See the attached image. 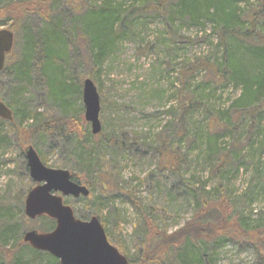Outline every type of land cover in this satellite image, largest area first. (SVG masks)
<instances>
[{"label": "rangeland", "instance_id": "1", "mask_svg": "<svg viewBox=\"0 0 264 264\" xmlns=\"http://www.w3.org/2000/svg\"><path fill=\"white\" fill-rule=\"evenodd\" d=\"M158 1L117 0L124 4L121 18L129 17L130 31L114 42L101 68H92L80 36L86 33L87 46L96 44L97 38L91 35L93 15L88 10L99 6L103 0H48L47 6L43 0H0V30H10L9 27L15 25L12 62L0 76V98H10L12 69L22 54L25 34L42 33L38 42L43 50V31L54 25L56 33L50 34L47 56L62 57L59 63L65 77L76 79L80 94H76L77 84H65L62 71L55 67V75L46 86L47 94L42 76L34 73L32 85L22 94L16 108L22 104L42 117L43 113H49L56 118L61 115L60 109L72 107L80 116L78 127L91 134L90 125L84 120L81 100L82 83L88 78L100 98V132L121 136L125 143L136 139L134 144L138 151L135 152L136 148L123 153L108 148L99 151L104 160L101 169H106L111 178L108 193L104 194L97 184L96 173L90 177L84 173L78 182L86 186L88 180L94 185L93 189L86 186L89 197L64 199L78 213L95 212L99 221H104L112 245L123 247L132 264L142 261L140 242L143 232H135L141 215L127 198L131 190L145 216L153 213L150 223L155 225L157 232L163 229L172 233L182 227L193 217L201 200L211 204L224 201L227 214L241 228L251 230L264 225V106L259 112L252 111L264 102V98L259 97L255 102L243 98L242 85H236L229 77L231 74L244 75V78L259 75V61L251 53L253 46L230 35L225 36L223 46L220 43L223 24L219 19L205 15L203 11L198 13L196 21H190V16L171 19L177 0L164 9L150 11ZM7 3L13 5L5 13L2 9ZM262 6L264 0H237L234 8L240 23L230 29L250 30V15ZM143 8L149 10L142 11ZM46 9L52 12L49 21L42 15ZM131 10L135 11L130 14ZM12 12L19 19L9 17ZM174 12L173 16H176ZM263 34L264 19H259L255 22L253 35L255 38L262 36L264 41ZM39 43L34 46L35 53ZM225 48L233 58L234 68H226V76L220 80L213 71L215 68L222 70ZM31 58L35 64L39 63L38 56ZM50 70L48 66L49 75ZM187 102L192 109L182 117V108ZM228 120L227 132L222 127ZM213 124H219L221 128L215 130ZM0 128V213L5 217H1V223L16 224L22 231L21 237L28 231L49 232L51 230H45L50 226L49 222L43 217L29 220L18 215V212L24 214L26 191L34 186L24 171L25 160L20 151L32 146L41 162L46 161L47 167L79 174L71 151L61 149L56 139L43 135L34 142L18 145L6 122ZM162 139L166 148L169 145L178 149L182 160L178 175L170 174L169 169H161L175 164L169 155L158 153ZM221 160L226 163L216 174L215 168ZM118 180L119 185L113 184ZM188 181L192 188L201 192L187 189L185 182ZM118 186L123 189L121 193L116 192ZM161 208L163 211L160 212ZM8 212L12 216H8ZM189 249L193 247L190 245ZM22 250L23 262L31 261L32 249L24 246ZM255 250L249 241L240 238L201 247L203 254H211L213 264H257ZM42 264H46V260Z\"/></svg>", "mask_w": 264, "mask_h": 264}, {"label": "trees", "instance_id": "2", "mask_svg": "<svg viewBox=\"0 0 264 264\" xmlns=\"http://www.w3.org/2000/svg\"><path fill=\"white\" fill-rule=\"evenodd\" d=\"M48 0H43V2L47 6ZM237 0H177L176 10L172 11L171 19L177 17L179 19H183L184 17H191L190 21H196L199 17V12L203 11L205 15L216 17L220 20V23L223 26L220 29L221 38L220 43L224 45V38L227 35L231 37H238L240 40H245L249 42L253 46V51L251 52L254 57H256L260 64V72L259 75L253 78H244V75H232L229 76L230 79H234L236 85L239 83L242 85L243 90V98H248L252 102L254 100H258L259 97L264 98V41L262 36L253 35V31L255 30V22L259 19H264V7H260L257 11H253L250 15V30L241 32L238 29L231 30L230 28L236 23H240L239 15L234 8ZM173 0H159L157 6L151 7L152 4H146V6H150L151 9L159 10L164 9L165 7L170 5ZM13 4L7 3L3 7V11L8 13L10 10V6ZM124 4L117 2V0H103V2L94 8H89L88 10L90 14L93 15V20L91 22L93 28V37L97 38L96 44L86 45L87 35L83 32L80 37H82L83 46L87 51V59L90 61L92 68H101L102 63L107 56V54L111 51L114 42L123 39L127 33L130 31L131 23L129 21V17L121 18L122 16V7ZM167 5V6H166ZM148 8H143L142 11H148ZM24 11V10H22ZM135 10H131L130 14H132ZM27 12V11H25ZM173 12L176 16H173ZM52 12H49L47 9L43 11V17L47 21L50 20ZM9 14V17H13L14 19H19L18 15ZM170 19V18H169ZM246 23V22H243ZM249 23V22H248ZM14 26L11 25L10 31L14 34ZM13 30V31H12ZM56 33V28L54 25L51 26L50 29L43 31V50L42 45L38 42L41 34H34L32 32H27L24 36V43L22 47V54L19 57L18 61L14 62V67L12 69V84L13 88L10 91L9 100H5L0 98L1 101L9 108L12 112V121L6 122L12 129L15 137V141L18 145L25 144L27 142L36 141L41 135L49 136L52 139H56L57 143H60V148L63 150H70L71 156L73 157V163L77 168L76 171L79 173H71L73 181L78 182L81 174H86L87 177H90L97 174V184L100 186L102 192L104 194L108 193V187L111 184V178L108 175L109 172L102 170L101 164L104 162L103 157L99 156V151L101 149L108 148L110 150H115L118 152L125 151H138V148L134 144L136 139L129 143H125L124 139L121 136H117L114 133L105 134L100 132L96 137L91 135L89 131L86 129L81 131L78 127L77 119L80 117L77 114V110L71 108L68 109H60V113L58 117L54 118L51 114L43 113V117L41 114L37 113L35 110H29L28 107L23 106L22 104L16 108V104L19 105L20 97L22 94L30 88L32 85V76L34 73H39L42 76V81L44 83V93L47 94V84L51 76L55 75L56 69L55 67H59L64 76L63 80L65 84H75L76 79H69L65 77V73L63 71L62 66L59 61L62 57L59 56H51L47 55V46L51 43L50 34ZM47 34V37L45 36ZM264 35V34H263ZM91 37V36H90ZM26 39V40H25ZM58 41V39H55ZM39 43V50L35 53V45ZM67 45V44H66ZM64 46V50L65 47ZM14 48V47H13ZM106 48V51L103 52V49ZM13 50V49H12ZM43 51V57L42 56ZM103 52V54H102ZM38 56V64H35L32 60V56ZM12 51L7 54L6 61L4 65V69L0 72V76L8 70V65L12 62ZM83 63V62H82ZM51 64V65H50ZM222 70L220 68H215L214 74L216 78L222 80L226 76L227 70L233 66V58L228 53L227 49H224L223 58H222ZM50 66V75L47 73L46 69ZM239 74V73H238ZM222 77V78H221ZM233 80V81H234ZM77 84V83H76ZM79 84H77V96H79ZM44 94L43 100H45L46 95ZM19 97V98H18ZM50 102V101H48ZM56 106L55 104H53ZM264 106V102L258 107L254 108V112H259L260 108ZM191 106L187 103H184V107L182 108V117H186L189 113ZM20 113V117L18 114ZM69 113L71 116H68ZM245 114V113H244ZM246 115V114H245ZM68 116V117H66ZM5 122L0 119V125ZM224 124L222 128L225 130L228 129L229 125ZM25 124V127L23 126ZM215 130L217 127L221 128L219 124H213V128ZM80 130V131H79ZM228 132V130H227ZM2 129L0 128V141L2 139L1 136ZM97 139V141H93ZM181 139V138H180ZM104 145L103 148L101 146ZM165 140H160L161 150L158 152H164L165 155H169L171 160L174 161L175 164L172 166H164L161 167L162 170L169 169L170 174L178 175L180 169V163L182 162L179 157L178 149H174L172 146L168 145L166 148ZM20 156L23 160H25L24 153L20 151ZM225 160H221L219 165L215 168V173L217 174L225 165ZM43 164L46 166V161L43 160ZM24 171L28 175V169L25 161H23ZM79 170V171H78ZM29 176V175H28ZM112 177V176H111ZM113 179V177H112ZM114 180V179H113ZM112 180V181H113ZM182 181V180H181ZM116 182V183H115ZM113 184L116 186L121 182L115 181ZM29 183H32L29 179ZM191 183L185 182V186L187 189L192 192L200 191V189H194L190 185ZM85 185L89 189H93V184L89 183L88 180ZM117 188V187H116ZM123 189L118 186L116 192L121 193ZM29 189L26 191V193ZM25 193V194H26ZM24 196V195H23ZM127 198L131 205L136 209V211L141 215V222L137 223L135 227V232L138 233V230L143 232V238L140 242L141 256L142 260L140 264H213V259L211 254L206 256L201 252V247L205 245H209L211 243H219L221 241H229L234 238L243 239L246 242H250L252 246L256 249V255L258 258L257 264H264V225L257 227L255 229L247 230L227 214V209L224 207V201H220L219 203L211 204L208 200H201L197 208L194 210L193 217L188 220L182 227L177 229L172 233H167L166 230H161L157 232L155 225L150 223L151 218L153 217V213L151 216L146 217L143 209L141 208L140 202L136 197L134 190L128 191ZM95 203V199H93ZM142 209V210H141ZM2 210V208H0ZM20 211V210H19ZM156 211H158L156 209ZM163 211V208L160 209V212ZM74 215L76 218L80 220H88L91 216H95V212H90L87 210L85 213H78L73 209ZM15 214H17L15 212ZM3 213H0V264H42L44 260H46V264H59L58 260L54 257L50 256L48 253L35 251L30 248L27 244L22 241V231L18 228L16 224L13 225H3L1 222V217ZM8 216H12L9 212ZM19 217L25 219L21 212H18ZM49 223V227L45 230H52L55 226V222L47 217H43ZM102 226L105 230L107 239L109 240L110 235L108 231L105 229L104 221L101 222ZM248 241H247V240ZM112 244V242L109 240ZM190 245L193 249H189ZM24 246L29 247L32 253V260L29 262H23L21 254L23 252L22 248ZM115 246L119 252L125 256L130 264L132 262L127 257V253L125 249L121 246ZM190 250V251H189ZM173 254V256H172ZM171 255V257H170ZM170 257V259H169Z\"/></svg>", "mask_w": 264, "mask_h": 264}, {"label": "water", "instance_id": "3", "mask_svg": "<svg viewBox=\"0 0 264 264\" xmlns=\"http://www.w3.org/2000/svg\"><path fill=\"white\" fill-rule=\"evenodd\" d=\"M14 47V34L8 29L0 30V72L5 59ZM81 100L84 120L89 123L91 134L101 131L99 121L100 98L93 82L86 78L82 83ZM0 119L12 121V112L0 101ZM28 174L35 184L23 202L24 216L29 220L47 217L55 222L49 232H25L23 243L35 251L48 253L59 264H130L125 256L107 239L98 217L88 220L75 217L73 209L64 202L71 197L88 198L86 186L73 181L71 173L45 166L32 146L23 151Z\"/></svg>", "mask_w": 264, "mask_h": 264}, {"label": "bare ground", "instance_id": "4", "mask_svg": "<svg viewBox=\"0 0 264 264\" xmlns=\"http://www.w3.org/2000/svg\"><path fill=\"white\" fill-rule=\"evenodd\" d=\"M5 61H6V59H5Z\"/></svg>", "mask_w": 264, "mask_h": 264}, {"label": "flooded vegetation", "instance_id": "5", "mask_svg": "<svg viewBox=\"0 0 264 264\" xmlns=\"http://www.w3.org/2000/svg\"><path fill=\"white\" fill-rule=\"evenodd\" d=\"M35 185V184H34Z\"/></svg>", "mask_w": 264, "mask_h": 264}]
</instances>
